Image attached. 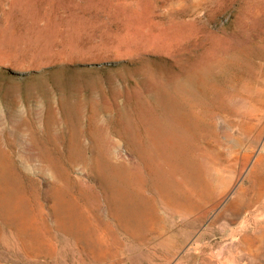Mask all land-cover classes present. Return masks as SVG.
I'll return each instance as SVG.
<instances>
[{
    "label": "rangeland",
    "instance_id": "1",
    "mask_svg": "<svg viewBox=\"0 0 264 264\" xmlns=\"http://www.w3.org/2000/svg\"><path fill=\"white\" fill-rule=\"evenodd\" d=\"M0 264H264V0H0Z\"/></svg>",
    "mask_w": 264,
    "mask_h": 264
},
{
    "label": "bare ground",
    "instance_id": "2",
    "mask_svg": "<svg viewBox=\"0 0 264 264\" xmlns=\"http://www.w3.org/2000/svg\"><path fill=\"white\" fill-rule=\"evenodd\" d=\"M244 63H246V62H244ZM221 67L224 69L223 66H221ZM221 67H220V68H221ZM219 70H220V69H219ZM221 70H222V69H221ZM224 71H225V69H224ZM154 101H155V100H154ZM154 101H153V102H154ZM156 104H157V103H156ZM153 105H154V104H153ZM154 106H155V105H154ZM157 107H158V106H157ZM159 107H161V106H159ZM159 107H158V108H159Z\"/></svg>",
    "mask_w": 264,
    "mask_h": 264
}]
</instances>
